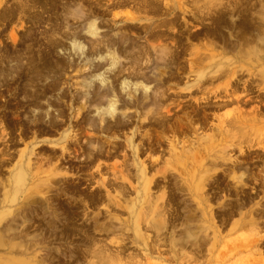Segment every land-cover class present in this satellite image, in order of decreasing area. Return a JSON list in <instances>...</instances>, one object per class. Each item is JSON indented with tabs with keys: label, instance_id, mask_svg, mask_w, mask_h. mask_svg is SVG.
<instances>
[{
	"label": "bare ground",
	"instance_id": "1",
	"mask_svg": "<svg viewBox=\"0 0 264 264\" xmlns=\"http://www.w3.org/2000/svg\"><path fill=\"white\" fill-rule=\"evenodd\" d=\"M3 1L0 0V7ZM75 1L81 2V9L77 12L72 10L70 1L64 4L59 15L63 24L52 23L50 33L42 32L45 42H39L31 29L20 40L15 35L10 36L14 48H8V44L0 42L3 44L0 46V98H6L5 89L13 96L3 102L0 100V170L6 161L17 160L10 169L6 183H3V198L0 200V247L7 248L5 254L0 256V264H32L31 260L36 261L34 264H64L63 261L77 259L79 251L70 248L63 251L62 256L53 258L50 252L48 259L37 253L38 248L46 249L47 239L53 234L69 236L74 233L80 234L86 244V248L82 249L83 255L98 260L91 264H142L137 259L134 261L138 255L125 253L126 257L122 256L124 251L127 252L125 248L115 255L107 252V246L97 247L96 236L90 233V227L76 221L81 204L74 205L65 201L66 198H61V195H68L70 192L66 188H62L63 193L56 198L42 200L38 197L45 185L47 193L51 191V184L57 182L52 175L64 170L57 167L48 176H41L43 169L38 166V161L41 160L39 156L44 147L40 144L61 145V155L66 159L70 141L74 138L72 128L75 126L90 130L86 145L80 143L84 149H88V157H92L90 167L105 155L118 156L121 148L125 152L121 169L117 170V164L113 166L114 179L126 180L136 176L138 186L128 187L125 183L115 184L116 182L109 185L118 187L120 196L136 193L135 197L125 200L123 207L127 210L129 219L122 221L123 228L119 230L125 231L133 227V242L145 252L143 257L146 260L155 258L162 264H181L196 260L186 257L184 251L190 248L199 257L204 244L208 243L209 229L214 230V236L211 237L214 241L221 238L214 224L218 216L222 223H228L227 219L239 211L241 215L249 217L250 226L264 228V221H260L264 218V204L261 200L237 194L240 197L238 202H233V199L224 201L220 209L228 207V210L218 214L212 203L218 196L210 191L216 189L215 182L220 185L221 173L224 172L223 177L229 179V185L232 182L237 191L246 193V179L251 175L258 178L257 172H252L253 167L245 166L243 162L258 167L250 160L264 161V111L256 107L254 112H248L242 109L241 104L233 112L216 113L230 102L246 103L238 95L239 85L246 82L244 67H248V73L256 75L259 82H264V5L257 12L262 24L254 22L255 25H252L245 16L240 23L232 21L230 26L239 28V31L235 40H229L218 30L228 27L226 20L233 18L235 11L241 6L238 2L227 5L224 0H191L190 12L201 23V27L191 31L182 30V23L179 21L177 10L189 11L182 0H174L173 4L165 0H128L134 3L139 13L165 17L147 24L132 25L127 21L140 19L128 14L121 18L125 25L114 32L113 27L103 32L98 19L106 11L101 13L100 3L97 2L95 6L91 0ZM28 2L29 0H21L19 10L29 13L32 23H40L43 16L41 13L32 14ZM129 2L120 0L123 5ZM84 5L88 6L87 9L82 7ZM39 8L53 14L59 11L55 3L48 1L39 5ZM14 11L11 7L1 9L0 31L4 22L15 14ZM244 12L245 10L240 11ZM71 16L82 20L80 31L62 30L68 27ZM116 17L117 14H114V22ZM206 19H210L211 23H205ZM134 27L149 33V37L156 43L139 44L130 33ZM186 31L189 55L192 56L187 58V67L182 63V54L187 51L186 43L183 42ZM215 36L222 38L224 43L218 47L214 43H203L206 52L200 51L202 49L194 43L195 40ZM64 37L69 41L67 47ZM58 50H63L68 58H56L55 52ZM229 53L232 57H228ZM71 55H78L81 62L76 63ZM124 58L128 60L126 64L122 61ZM144 59L146 65H143ZM70 68L77 72L87 70V73L82 81L76 83L82 87L81 91L78 88L73 90L70 86L71 103L68 101L67 105L72 112L68 113L63 106L68 93L61 83L64 74H67L64 71ZM149 68L151 71H147ZM187 70L195 74L191 81H184ZM221 78L227 80L222 86L211 88L206 85ZM172 82L177 84L176 88L172 86ZM181 82L184 84L182 87L179 86ZM198 93L202 95L197 97ZM188 97L190 105H195V114L186 112L185 116L172 122L168 115L172 112L171 105L166 104L170 100L174 102L173 108L177 114L181 110L176 109L187 105L181 98ZM213 97L218 100H213ZM55 100L60 102L59 105ZM75 102L81 103L78 116L84 109L86 112L73 124ZM211 112L218 121V139L214 133L190 136L189 131L198 133L200 127L196 125V121L204 120L201 128H213L208 117ZM10 113L13 117H10ZM183 117H186V121ZM148 127L155 130V133H147ZM168 129L172 133L171 137L166 133ZM16 130L19 132L17 139L14 136ZM55 133L60 134V137L53 138ZM98 133L104 136L95 135ZM138 133L140 141L136 140ZM146 135L149 136L148 140L145 139ZM119 137H124L122 143H118ZM27 139L30 140L20 142ZM3 144L5 147L1 148ZM17 144H23L24 147L16 148L15 152L13 146ZM107 144L111 147L107 148ZM211 146L213 147L210 148ZM230 146L239 149L237 156L228 150ZM258 146L263 148L259 149ZM49 151L51 163L58 151ZM148 152L152 154L145 159ZM158 153L162 154L161 157L154 158ZM166 153L169 159L165 158ZM34 156L38 157L37 160H34ZM262 173L264 164L259 174ZM154 188H157L156 192H153ZM185 191L190 199L182 202L179 192ZM85 197L88 202L86 199L82 202L95 208L104 202L108 201L107 204L110 205L114 201L106 200L102 193L85 194ZM252 202L246 212L241 211ZM62 209L65 211L62 212ZM97 219L92 224L93 229L108 231L110 226ZM168 225L173 231L166 235L164 230ZM178 225L183 227L180 232L176 230ZM150 231H153L152 236ZM20 248L23 249L19 250Z\"/></svg>",
	"mask_w": 264,
	"mask_h": 264
},
{
	"label": "rangeland",
	"instance_id": "2",
	"mask_svg": "<svg viewBox=\"0 0 264 264\" xmlns=\"http://www.w3.org/2000/svg\"><path fill=\"white\" fill-rule=\"evenodd\" d=\"M19 1L21 2V0H6V1L4 0L1 7H0V11L4 7H8V8L11 7L13 9H15V11H14L15 14L12 16L11 19H9V21L4 22V24L2 25L1 31H0V33L2 34V35H0V42L8 44L7 45L8 48H14V43H13L12 39L10 38L11 35H15L18 38V40H20L22 37L25 38L26 33L30 29L32 30V32H34L33 36L39 39V42H45L44 41V34H42V32L49 31V33H50V31L52 30L51 29L52 23H56V22L60 23L61 22V24H63V21H62L63 19L59 18V15L62 13V10L64 7L63 5L66 4L68 1H70V7L72 10H75V12H77V10L81 9V5H82V4H79L80 1L78 3H76L75 0H40V1L39 0H36V1L35 0H29L28 4L32 8L31 9L32 14L35 15V14L41 13L40 15L43 16L40 20V23L37 22V24H34V23H32V19H30V17H29V13L26 14V13H23L19 10V6L21 4ZM22 1H27V0H22ZM46 1L51 2V3H55L57 5V9L59 10L58 11L59 14L58 13L53 14V12H50V11L44 12L42 10V8H39V5H42V3L44 4V2H46ZM125 1L129 2L128 0H121V2H125ZM165 1H168L171 4H173L174 0H165ZM39 2H42V3H39ZM91 2H93L92 4H94L95 6L97 5L96 4L97 2L100 3L99 8L101 9V13L106 11L105 15L101 16L100 19H98V22L100 23V26L102 27L103 32H105L106 30H108L109 28H112V27L114 28V30H113V32H114L115 30H118L121 26L125 25V23H123L121 21L122 20L121 18L125 17L128 14L130 16L134 15L135 17L140 19V20H135V21L128 20L127 23H130L132 25L147 24V23H151L154 20L162 19L163 17H165L162 15H153L151 13H145V12L139 13L133 2H129V3H126L124 5L122 3H120V0H91ZM191 2H192L191 0H182L184 7L187 8V10H189V11L184 12L180 9L177 10V12L179 14L180 24L182 23V27H183L182 30L189 29L191 31H194V30H197L199 27H201V23L196 21L195 17L190 12V9L192 7ZM224 2L225 3L227 2V5L229 3L235 4L236 2H238V4L241 5L239 7V9L236 10L237 12L235 11V15L233 16V18L231 17V18H228L226 20V24L228 25V27H224L223 29L220 28L218 30L219 32L224 34L225 39L235 40L237 38L236 35L238 34L239 28H235V29L232 28L230 26L232 21L240 23V21L246 17V18H248L249 23L252 25H255V23L262 24L261 16H259V14L257 12L264 5V0H224ZM201 5H202V3H201ZM82 7H85V9H87L88 6L84 5ZM242 10L243 11L245 10V12L240 13V11H242ZM43 12L45 15L43 14ZM114 14H117V17L115 18V22L113 21ZM80 21H82V20L76 19L74 16H71L69 18V23L67 24L68 27L66 29L64 28L62 30H66L69 32H74L75 30L80 31V28H81ZM205 23L209 24V23H211V20L206 19ZM64 26H66V25H64ZM191 27H192V29H191ZM124 29H126V28H124ZM113 32H110V34ZM186 32L187 33L184 34V37H183V42L186 43L185 46L187 47L188 52L186 51L185 54L184 53L182 54L183 55L182 56L183 57L182 63L184 66L187 67L188 66L187 58H190L192 56L189 55L190 46L187 44L188 41L186 39L188 31H186ZM130 33L133 37H135V39H137L139 44H145V45L150 44L151 45V44L156 43L149 37V35H150L149 33H147L146 31H144L143 29H141L139 27H136V28L134 27ZM63 39H64L63 41L65 42V47L69 46L68 39L65 37ZM207 39H209L211 41H209ZM207 39L200 40V41H198V40L194 41V43L202 49V50H200L202 52L205 51L204 46H202L203 43H208V44L214 43L217 45V47L224 43L223 39L220 38L219 36L208 37ZM2 45L3 44H0V46H2ZM55 53H56L55 54L56 58L57 57L68 58V54H64L63 50H58ZM230 56L231 55L229 53L228 57H230ZM71 58H74L76 63L81 62V58H79L78 55H74V56L71 55ZM122 61H124V64H126L128 60H126L124 58ZM143 61H144L143 65H146L145 64L146 59H144ZM150 68L147 69V71H151L152 68L151 69ZM248 69H249L248 67L243 68L244 80H246V82L243 84H240L239 85L240 91L238 90V95H240L244 100H246V103H242V102L237 103V101L230 102L228 106L224 107V109L222 108L221 110H219V112L217 111L216 112L217 114L218 113L224 114V113L233 112V110L236 109L238 107V105L241 106V104L243 105V106H241L242 109L248 110V112H254L256 107L257 108L259 107L258 109L261 108L262 111H264V103H262V101L264 100V82L263 83L259 82V80L257 79L258 77L256 75H250V73H248V71H247ZM64 72H67V74L66 73L64 74L63 83H61V86L63 87L64 90L67 91L68 95L66 97V100H65V103L63 104V106L65 107L66 112L69 113V112H72V110L69 108V105H67L68 101L71 103L70 86H71V88H73V90H74V88H78L79 91H81L82 87L77 86L76 83L83 80L85 74L87 73V70L82 71V72H77V71L73 70L72 68H70ZM194 75L195 74H191L189 72V70H187V72L185 74V76L187 78H185L184 81H191L194 78ZM252 80H254V81H252ZM226 81L227 80H225V78L215 79L214 82H208V83H206V85L208 87H211V88H216L218 86H222ZM24 82H25V79L21 83L24 84ZM171 84H172V86H175L174 88H176V85H177L176 83L172 82ZM250 84H251V87H250ZM183 85H184L183 82H181V84H179L180 87H182ZM5 92L7 95L6 96L7 99L13 98V96L10 94L11 92H9V90L5 89ZM201 95H202L201 93L196 94L197 97H199ZM224 95L225 94H222V96H224ZM6 98L1 97L0 100L3 102V101H5ZM189 99H190L189 97L183 98V99L181 98V100H184L187 103V105H185L182 108L176 109V110H181L177 114L175 113V109L173 108L175 106L174 102H171V100H170L169 103L166 104V106L171 105L170 108L172 109V112H170L168 115L171 117L172 122L175 121L176 118H178V117L185 116L186 112H189L191 115L195 114L193 112V107L195 105H193V106L190 105L191 102H189ZM220 99H222V98H220ZM213 100H218V99H215L213 97ZM55 101L57 104L60 103L57 100H55ZM73 105H74L73 107L76 110L73 114V120L72 121H73V124H76L77 121L80 120L82 113L86 112V109H84L82 111V113L80 114V116H78L77 112L80 109L81 103L75 102V103H73ZM212 112L208 115V117H209V121H210V126H212L213 128H210V127L201 128V122L204 120L196 121L197 122L196 125L198 127H200L201 129L199 128L198 133H196V132L192 133L191 131H189L191 133L190 136H193V134L197 135V134L203 133V134H210L211 135L212 133H214L217 135V139H218V136H219V133H217L218 121ZM9 115H10V117L11 116L13 117V115L11 113ZM183 119L186 121V117H183ZM142 131H144V132L148 131L147 133H149V134L151 132L155 133V130H152L149 127L146 128V131L145 130H142ZM71 133L73 134L74 138H72L70 141V143H71L69 146L70 150L67 151L68 155L66 156V159H65V156L62 157V155H61L62 154L61 145H56V144H51V143H44V144L41 143L40 144L41 146L44 147V149L42 151V155L39 156V158L41 160L38 161V163H39L38 166L42 167V169H43V173L41 174V176L42 177L48 176L49 172L51 170L56 169L57 167H60L59 169L64 168V170H62V173L52 175L54 180H56L58 183L56 182V183L51 184V187H52L51 191L49 193H47L48 189H46V185H45V186H43V189L38 194V197H40L42 200H46L48 197L56 198L58 194L63 193L62 191H64V190H62V188H66L70 192L68 193V195H66V194L61 195V198H64V199L66 198L65 201H67L68 203L72 202V204L74 203V205L75 204H78V205L81 204L80 206H82V207L78 209V212H80V213L76 215V219H77L76 221L78 222V224L82 225L83 223H85L90 227V233L94 234L96 236L97 244H95V245H97V247L107 246L108 247L107 252L113 253L115 255L119 254L120 250L121 249L123 250V248H125L127 252L124 251V253L122 255L124 257H126V254L127 255L133 254L135 256L138 255L137 258H134V261H136V259H137L142 264H162L161 262H159V260H157L155 258H151V259L146 260L143 257L145 255V252H143L142 249H140V247L137 246V244H135L133 242V237H134V233H135L134 232L135 230L132 229L133 227L128 228V230L126 229L125 231L119 230V229L123 228L122 221H126V219H129V214H128L127 210L124 209L125 203H126L125 200L132 198V197H135L136 193H130L129 196L128 195H124V196L121 195L120 196L119 188L115 186L116 187V190H115V187H112L109 184L116 182L115 184L125 183L128 185V187H131V185L138 186V178H136L135 175H134L135 177L131 176V177L127 178L126 180H121V179L115 180L114 179L113 166H114V164H117V166H118L117 170L121 169L120 165L122 164L123 160L125 159L124 158L125 152L122 151V148H121L120 151L117 153L118 156L110 157V156L105 155L100 160L95 161V163L92 164L93 166L91 165V167H90L89 162L91 160L90 158H92V157H88V155H87L88 149L87 148L84 149L80 144V143H83L84 145H86L87 136H88V134H90V130H86V129L79 128V127L75 126V128H72ZM166 133H167V135H169V137H171L172 133L170 132L169 129L166 131ZM18 134H19V132H18V130H16V133H14V136H16V139L19 138ZM95 135L101 136V137L104 136V134H101V133H98ZM52 136H53V138H57V137H60V134L55 133ZM140 139H141V137H140V134L138 133L136 135V140L140 141ZM145 139L148 140L149 136L146 135ZM29 140L30 139H27L25 141L22 140L20 142L24 143V142H28ZM103 140H105V139H103ZM123 140H124V137H119L118 143H122ZM68 143L69 142H66V144H68ZM5 144H8V143H5ZM5 144H3L1 146V148L5 147ZM106 146H107V148L111 147L108 144ZM23 147H24L23 144L14 145L13 151L17 152V149H22ZM40 147L37 148V151H39ZM212 147L213 146H211L210 148H212ZM257 148L261 149L263 147L258 146ZM49 150H54V151L57 150L58 151V153L56 154V157H54V159H52L51 163L49 162V156H50L49 154L51 152ZM228 150L231 152L232 155L237 156L239 154V149L237 147L235 148L233 146H230V147H228ZM151 154L152 153H149V152L147 154H145V156H144L145 159H146L147 155H151ZM161 155L162 154L158 153L153 157L154 158H160ZM165 155H166L165 158L169 159L168 153H166ZM15 157H16V155H15ZM4 158H8V157L4 156ZM37 158L34 156V160H37ZM240 159H242V157H240ZM86 160H87V163L85 162ZM16 161H17L16 159L11 160V161H6L7 163H5L0 170V200L3 198V192H4L3 183H6V181H7L6 179L9 176L10 169ZM250 161L253 162L254 164H257L258 167H254L255 165H253L251 163H249L247 165H246V162H243V163H245V166L249 165V166L253 167L252 172H254V171L257 172V178L258 179L253 178V176L248 173L251 176H249V178H247V179L245 177V179L247 180V186H245V188H244L246 193H242L240 191H237L232 182L229 185V182H228L229 179L226 177H223L224 172L221 173L222 181L219 182L220 185H218V183L215 182L214 185L216 186V189L210 190V191L215 192L216 195L218 196L217 199L212 202L213 207L215 208L216 211H218V214L222 213L226 209L228 210V207H224V208L220 209V206H222L224 201H226V200L231 201V199H233L232 201L237 203L238 199L240 198L239 197L240 195L253 196L255 200H261L264 204V175H263L264 173H262L261 175L259 174L260 169L262 168V165L264 164V161H262V160H253V161L250 160ZM173 164L171 163V165H173ZM171 165L168 164L169 167H171ZM173 167H175V166H173ZM3 171H6V172H3ZM109 173H111V174H109ZM89 179L91 181H89ZM62 186H64V187H62ZM221 189H225V190H221ZM156 191H157V188H154L153 192H156ZM237 192H239V193H237ZM91 193H102V195L104 196V198L106 200L112 199L114 201H112V204H110V205L107 204L108 201L106 203L104 202L103 204L99 205L98 208H95L93 205L91 206L89 203L86 204V203L82 202V201H84L83 199H86V201L88 200V198L85 197V194H91ZM179 193L182 195V202H184V200L190 199L189 195L186 194V193H188L187 191L179 192ZM237 194H239V196ZM181 195H179L180 198H181ZM225 195L226 196L230 195V197H226ZM120 203L122 205H119ZM192 204H194L193 201H192ZM252 204H253V202L251 204H249L247 207L243 208L241 211L246 212ZM62 210H63L62 212L65 211V209H62ZM199 213H200V211H199ZM197 214H198V212H197ZM97 218H99V221L101 223H105V224L110 226L108 228V231L107 230H99V229L94 230L93 229L92 224L94 223L95 220H98ZM120 219H123V220H120ZM227 220H228L227 221L228 223H222L220 217L219 216L216 217L214 220V222H215L214 224H215L216 228L219 230L218 234L221 235V238L217 241H214V239L211 238L214 236V233H213L214 230L209 229L208 232L210 233V237H207L208 243L204 244L203 251H202V253L199 254V257L196 256L195 254H193L194 252L191 251L190 248H188L184 251V255H186V257L190 256L191 258L196 259V260L189 261V262L186 261V263L181 262V264H264V228L262 226H260L259 228L255 227V226H250L249 217H245L244 215H241L239 213V211L236 212L232 218L227 219ZM260 221H264V218H263V220H260ZM237 223H238V225H236ZM128 227H130V226H128ZM182 229H183V227H181V225H178L176 227V230L179 232ZM164 231H165V234L167 235L168 233H171V231H173V229L171 228V230H170V226L168 225V227ZM149 233L151 236L153 235V231H150ZM44 234H45V232H44ZM258 235H261V237H259ZM47 236L49 237V234H47ZM56 236L57 235L53 234L52 236H50L47 239V244L45 245L46 249L38 248L37 253L42 258H45V259L50 258V252H51V258H53L55 256L56 257L62 256V252L65 251L66 249L70 248V249H75V251L78 250L80 255L77 259L76 258L70 259L69 262L63 261L64 264H68V263H71V264H91L94 261L95 262L98 261L94 258H90V257L87 258L86 256L83 255L82 249L86 248V244H84V242L82 241L80 234L74 233V234H71L69 236H64V235H60L57 237ZM88 246H90V245H88ZM22 249L23 248H20L19 250H22ZM165 249H168V248L166 247ZM5 250H7V248L0 247V256H3L5 254V252H6ZM8 251L10 252V250H8ZM218 258H221L222 260H218ZM30 260H31V258H30ZM31 261H33L32 264H34L35 260H31ZM190 262H192V263H190ZM164 264H175V263L174 262H165Z\"/></svg>",
	"mask_w": 264,
	"mask_h": 264
}]
</instances>
